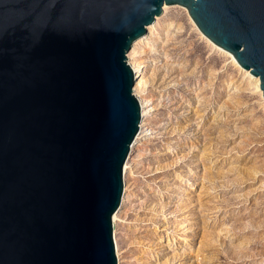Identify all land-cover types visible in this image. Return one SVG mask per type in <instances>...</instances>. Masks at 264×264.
Segmentation results:
<instances>
[{
    "label": "water",
    "instance_id": "obj_1",
    "mask_svg": "<svg viewBox=\"0 0 264 264\" xmlns=\"http://www.w3.org/2000/svg\"><path fill=\"white\" fill-rule=\"evenodd\" d=\"M258 78L264 0H0V264H117L134 41L164 6Z\"/></svg>",
    "mask_w": 264,
    "mask_h": 264
},
{
    "label": "rangeland",
    "instance_id": "obj_2",
    "mask_svg": "<svg viewBox=\"0 0 264 264\" xmlns=\"http://www.w3.org/2000/svg\"><path fill=\"white\" fill-rule=\"evenodd\" d=\"M158 18L135 54L153 109L113 226L120 264H264L263 97L185 8Z\"/></svg>",
    "mask_w": 264,
    "mask_h": 264
},
{
    "label": "bare ground",
    "instance_id": "obj_3",
    "mask_svg": "<svg viewBox=\"0 0 264 264\" xmlns=\"http://www.w3.org/2000/svg\"><path fill=\"white\" fill-rule=\"evenodd\" d=\"M169 6H164L163 7V11L166 13V11L168 10ZM159 21V18L157 17L155 22L150 25L148 27V31L147 33L143 36V37H140L139 39H137L136 41L133 42L131 48V52L127 55V62L130 66V68L132 69V71L134 72V75L138 78V81L137 83L135 84L134 88H133V92H134V96L137 98L138 102H139V105H140V108H141V121H140V124H139V133L138 135L136 136L135 138V141H134V144L132 145L131 149L137 144V141L139 140L141 134H147L145 133L146 132V129L144 130L143 127H144V121H145V117L146 116H149L152 109H153V101L151 98H147V97H144V89L145 87L147 86V83H148V80H147V76H146V72H144V66L141 67L139 64H137L136 62V50L138 48V46L147 41L148 39H151V35H152V32L154 31V29L156 28V24L158 23ZM193 22V21H192ZM195 25V24H194ZM196 27V25H195ZM196 30L198 31V33L200 34L201 38H203L209 46H211L212 48H214V50L220 52L223 56H225L227 59H229L230 63L232 64V66H234L236 69H238L244 76H246V78L249 80V82L253 83L254 85V88L256 89V91L260 94V96L262 95L261 93V90H260V82H259V79L256 77V78H253L251 75H249V71H245L243 70L238 64L237 62L235 61V59L233 58V56L228 53L227 51L217 47L216 45H214L210 40H208L199 30L198 28L196 27ZM263 108H264V99H263ZM150 131V130H149ZM151 133V132H150ZM130 156L128 157L127 161L125 162L124 164V167H123V185H124V191H123V196H122V199H121V205H120V208L119 210L113 215V218H112V223H113V226H115V223L117 222L118 218H119V212L126 200V191L128 190V184H127V179H126V173H127V169L130 167ZM113 238H114V243H115V253H116V256H117V264H120V253H119V249H118V243H117V238H116V233H115V230L113 232Z\"/></svg>",
    "mask_w": 264,
    "mask_h": 264
}]
</instances>
